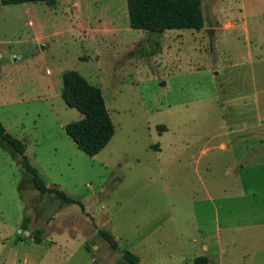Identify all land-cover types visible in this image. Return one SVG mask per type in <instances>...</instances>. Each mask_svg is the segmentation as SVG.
<instances>
[{
    "label": "rangeland",
    "instance_id": "1",
    "mask_svg": "<svg viewBox=\"0 0 264 264\" xmlns=\"http://www.w3.org/2000/svg\"><path fill=\"white\" fill-rule=\"evenodd\" d=\"M202 13L199 30L152 31L129 26L126 0L0 2V122L84 208L40 193L0 139V264H119L124 249L142 264H264V169L237 166L261 152L217 145L227 126H258L245 105L263 109L264 0H202ZM64 70L102 91L115 132L96 155L64 130L80 118Z\"/></svg>",
    "mask_w": 264,
    "mask_h": 264
},
{
    "label": "trees",
    "instance_id": "2",
    "mask_svg": "<svg viewBox=\"0 0 264 264\" xmlns=\"http://www.w3.org/2000/svg\"><path fill=\"white\" fill-rule=\"evenodd\" d=\"M129 26L133 29L164 31L169 29H193L203 27L202 0H126ZM4 5L26 2H44L53 5L56 0H0ZM61 98L64 103L79 111L81 117L65 125V132L75 145L88 155H96L109 142L115 132L114 124L99 87L91 85L75 70H67L61 76ZM0 139L9 144L20 157V166L29 174L33 186L40 193H54L62 202H80L68 196L63 190L55 186H47L33 167L25 153L26 143L23 139L15 137L0 122ZM20 189V187H19ZM29 219L25 217L23 226L29 230ZM35 242H40L41 231L30 232ZM99 234L108 242L112 249H117L118 244L113 234L100 229ZM119 264H142L139 256L124 249ZM193 264H208L205 255L196 256Z\"/></svg>",
    "mask_w": 264,
    "mask_h": 264
},
{
    "label": "crops",
    "instance_id": "3",
    "mask_svg": "<svg viewBox=\"0 0 264 264\" xmlns=\"http://www.w3.org/2000/svg\"><path fill=\"white\" fill-rule=\"evenodd\" d=\"M87 30L92 31L94 33H101V34L106 33L102 30L100 24L97 27H89V28H87ZM34 39H36V38H34ZM64 71H67V70H64ZM64 71H62V73ZM62 73H61V76H62ZM101 93H102V91H101ZM60 96H61V94H60ZM250 103L253 104V108L256 111V113H255L256 117L254 118V121L257 122L258 126L256 128H249L250 127L249 125H245L242 127L227 126V128H225L224 132L222 133V135L226 137L225 138L226 140L220 139L219 140L220 142L217 143V145L219 147L223 146V148L226 149L228 147V145L230 147H232V145H234L233 144L234 141H236V142L254 141L255 142L254 143V144H256L255 147H256V149L258 148L257 150H259V151H255L256 149H254V148H251L250 151L251 152H261V155H259L260 158L258 159V162L255 164H251L249 162L239 163L237 166L240 168V170H241V168L244 170V169H248L251 167L252 168L259 167V168L264 169V101L262 102L263 109L260 107L259 99H253V100L251 98H250V100L248 99V105L247 104L245 105L246 108L248 106V110L250 109V106H249ZM80 117H81V115H80ZM5 128L9 130V128H7V127H5ZM64 130H65V128H64ZM250 135H253V136H250ZM46 185L51 186L49 184H46ZM191 264H193V261H191Z\"/></svg>",
    "mask_w": 264,
    "mask_h": 264
},
{
    "label": "water",
    "instance_id": "4",
    "mask_svg": "<svg viewBox=\"0 0 264 264\" xmlns=\"http://www.w3.org/2000/svg\"><path fill=\"white\" fill-rule=\"evenodd\" d=\"M159 31H161V30H159ZM206 31H207L208 33H212V30L209 29V28H207Z\"/></svg>",
    "mask_w": 264,
    "mask_h": 264
}]
</instances>
